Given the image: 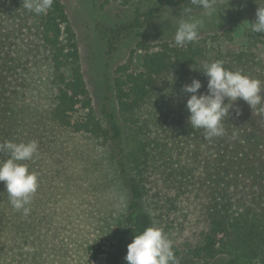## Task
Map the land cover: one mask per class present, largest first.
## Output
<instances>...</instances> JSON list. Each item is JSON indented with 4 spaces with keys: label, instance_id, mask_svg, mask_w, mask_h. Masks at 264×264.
Masks as SVG:
<instances>
[{
    "label": "trees",
    "instance_id": "16d2710c",
    "mask_svg": "<svg viewBox=\"0 0 264 264\" xmlns=\"http://www.w3.org/2000/svg\"><path fill=\"white\" fill-rule=\"evenodd\" d=\"M220 2L226 8L218 15L228 12L239 21L257 9L243 10L249 0ZM24 3L0 0V145L37 141L39 154L23 163L37 174L38 187L41 162L62 149L65 133L115 148L129 196L127 212L111 249L89 245L88 252L105 254L106 264H124L127 244L152 226L154 217L161 220L163 232H175L179 264H210L219 255L226 257L225 264H264V100L251 109L238 99L239 114L230 109L223 121L225 135L206 139L203 129L188 124L189 94L182 87L196 78L202 83L199 92H206L202 65L216 60L264 83V63L255 53L242 50L229 59L216 53L207 60V43L218 38L211 32L215 26L200 32L197 41L177 46L168 33L175 32L186 10L193 15L202 11L191 0H155L148 11L135 6L133 20L112 29L135 33L136 44L128 61L108 77L112 107L104 105L100 116L64 2L53 0L46 14L29 11ZM165 10L175 12L170 21L160 20L167 16L161 14ZM102 17L108 19L105 13ZM150 21L153 27L146 26ZM244 35L249 45L264 46V34L248 28ZM155 39L160 41L149 43ZM113 47L111 43L109 50ZM137 49L143 54L135 66ZM42 93L48 95L46 103ZM8 156L0 148V160ZM36 224L32 212L25 216L12 207L0 181V248L8 233L9 241L27 242ZM189 229L192 233L183 236Z\"/></svg>",
    "mask_w": 264,
    "mask_h": 264
},
{
    "label": "rangeland",
    "instance_id": "374dc122",
    "mask_svg": "<svg viewBox=\"0 0 264 264\" xmlns=\"http://www.w3.org/2000/svg\"><path fill=\"white\" fill-rule=\"evenodd\" d=\"M62 1L78 40L82 71L94 110L101 116L104 105L112 107L107 79L113 76L117 66L128 61L136 44L135 33L117 34L112 29L132 21L135 6L148 11L155 0ZM246 6L243 10L258 7L256 0H249ZM102 13L107 14L108 19L103 18ZM173 13V10H165L161 14H166L170 21ZM255 13L239 21V16L228 17L227 12L208 22L201 32L215 26L217 29L211 32H216L218 38L208 41L207 60H213L216 53L229 59L239 51L248 50L264 63V46L249 45L244 35L250 28L249 23L255 20ZM174 33L168 35L174 38ZM158 40L149 43L155 45ZM111 43L112 51L109 50ZM142 54V50L134 51L133 65H139ZM41 97L46 103L48 95L42 93ZM61 143L62 149L47 154L41 162V182L30 204L37 227L29 232L27 242L24 239L9 241L12 235H6L4 247L0 248V264H106V255L93 256L88 246L111 249L119 234V222L127 212L129 196L114 159L115 148L72 132L65 133ZM160 221L153 217L152 226L162 229ZM189 230L183 236L190 235L193 229ZM164 233L176 242L175 232ZM26 247L34 251H25ZM223 259L226 257L219 255L210 264H225Z\"/></svg>",
    "mask_w": 264,
    "mask_h": 264
},
{
    "label": "clouds",
    "instance_id": "9594fccd",
    "mask_svg": "<svg viewBox=\"0 0 264 264\" xmlns=\"http://www.w3.org/2000/svg\"><path fill=\"white\" fill-rule=\"evenodd\" d=\"M192 4L202 11L193 15L192 10L185 11V18L181 19L174 33L177 46H184L197 41L198 36L206 24L219 19V13L224 8L220 0H191ZM255 13V20L249 23L253 33L264 34V0H259ZM53 0H25L24 7L36 14H46L52 7ZM160 20H167L166 17ZM201 72L207 77V91L199 92L202 83L192 78L190 83L184 84L183 92L188 93L186 109L188 110V124L192 129H203L205 138L222 137L225 135L223 121L230 116V109L235 108L237 115L239 108L235 105L242 99L252 109L261 105L264 100V83L260 79L244 74L240 70H229L223 61L205 62ZM9 153L7 159L0 160V181L5 185L10 203L14 209L27 216L30 212L28 205L38 188V176L29 171L27 163L38 155V143L6 141L0 145ZM125 261L127 264H179L173 243L159 227H146L139 234L133 235L127 244ZM25 251H34L26 247Z\"/></svg>",
    "mask_w": 264,
    "mask_h": 264
}]
</instances>
